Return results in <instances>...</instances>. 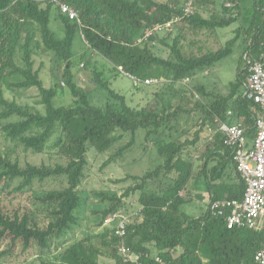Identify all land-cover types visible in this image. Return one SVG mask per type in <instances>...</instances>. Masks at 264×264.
Returning <instances> with one entry per match:
<instances>
[{
    "label": "trees",
    "instance_id": "16d2710c",
    "mask_svg": "<svg viewBox=\"0 0 264 264\" xmlns=\"http://www.w3.org/2000/svg\"><path fill=\"white\" fill-rule=\"evenodd\" d=\"M58 1L74 8L81 21L78 26L55 9L63 28L61 39L49 28L50 12L54 8L49 0H0V131L5 139L38 154L45 151L53 134L59 131L50 147L65 159L64 164L53 166L26 164L20 167L17 161L0 152V191L11 198L31 191L34 182L49 179L65 182L58 191L34 196L35 201L49 208V221L44 228L39 227L28 212H6L0 200V246L5 245L0 257L13 255L18 244L21 254L30 250L32 244L44 251L52 240L77 224L76 211L81 203L78 189L88 166V150L104 153L124 134L131 135L130 141L102 164L101 169H104L134 143L136 131L145 130V139L157 136L165 123L177 117V111L166 113L129 106L125 97L110 89L109 82L96 71L93 72L94 83L105 90L111 100L103 107L92 105L88 92L76 83L70 71L72 46L77 35H83L88 49L107 61L116 75H120L117 70L120 68L140 81L163 79L170 86L230 56L243 36L236 77L229 83V93L212 94L203 86L195 87V92L206 99L195 104V109L201 113L200 127L208 131L207 137L212 142V149L205 153L197 176L207 197L201 215L186 214L182 209L186 201L180 195L193 178V163L183 157V152L200 140V129L194 132L191 141L169 140L162 144L157 149V154L164 158L161 164L141 177L129 176L134 184L119 197L105 196L109 205L101 211L99 226L125 206L123 199L138 193V212L127 224L123 239L115 236L112 229L103 227L98 235L99 246L79 241L67 247L60 260L63 264H98V257L104 255L113 264H253L261 236L245 228L227 229L223 220L209 211V204L221 199L240 200L243 195L232 151L223 146L214 120L226 123L227 112H231L230 117H236V123L244 125L246 136L253 137L257 114L250 110L252 105L243 96L242 88L248 62L264 56V0H222L221 15L208 19L196 8L214 4L215 0H194L191 15L183 14L180 7L170 2L156 0ZM170 21L174 26H186L192 34L224 29L237 22L239 26L234 37L214 52L202 53L199 49L195 53L189 48L190 44L183 45L186 36L182 29L170 43L167 31L165 37L155 36L142 45L134 44L146 27ZM152 41L168 48L169 57L155 56ZM48 52L65 66L63 79L74 99L72 105L54 107L52 100L57 88H45L39 70L34 69L33 57ZM31 88L38 91V104L43 107V113L4 97V89ZM262 114L264 117V110ZM228 168L234 169L237 183L224 181ZM171 173L176 174L173 184L162 193L145 190L149 182ZM15 181L18 183L13 187ZM120 245L135 258L133 261H127L119 253Z\"/></svg>",
    "mask_w": 264,
    "mask_h": 264
},
{
    "label": "rangeland",
    "instance_id": "374dc122",
    "mask_svg": "<svg viewBox=\"0 0 264 264\" xmlns=\"http://www.w3.org/2000/svg\"><path fill=\"white\" fill-rule=\"evenodd\" d=\"M158 2H170L180 7L183 0H156ZM222 0H215V3H206L203 6H197V12L203 18H210L214 15H221ZM249 4V3H247ZM55 8L51 9L49 28L55 33L58 39L63 37V28L60 20L57 18ZM239 23H234L224 29H215L213 31H199L192 34L186 26H172L170 39L175 37L180 30L185 33L186 40L183 45L190 44L193 52L206 53L217 51L225 43L234 37L235 29ZM167 34L163 32L160 38ZM243 36L237 41L230 56L215 64L212 68L197 72L186 81L175 83L170 86L163 79L157 84L141 85L133 84L127 77L116 75L112 71V66L95 52L90 51L80 35L74 40L72 46L73 58L71 73L74 75L76 83L88 92L90 103L94 106L103 107L105 103L111 100L106 91L97 87L93 81V72L101 73L103 79L109 82V87L114 92L125 97L127 104L135 109L151 108L157 112L164 110L166 113L177 111V117L165 123L157 136L145 139V130L139 129L134 134V143L119 158H116L111 164L101 169L102 164L113 155L117 149L125 146L131 139L130 134H124L123 137L115 143L113 147L104 153H97L93 149L87 152L88 166L85 170L84 179L78 189L81 203L76 211L77 224L70 230L65 231L63 236L50 242L48 249L42 251L36 244H32L30 250L21 254L20 245L16 247L14 254L0 257V264H63L60 260L62 252L69 246L79 241L99 246L98 235L102 233L103 226H99L101 220V211L108 207L109 202L106 197L112 195L120 196L125 190L134 184L129 176L141 177L147 171L153 170L161 164L163 157L157 154V149L169 140H177L179 143L185 140L191 141L195 131L201 129L200 140L194 146H188L183 152V157L193 163L192 181L185 187L180 195L186 201L182 206L183 211L194 217H198L205 210L207 197L205 187L197 180L201 164L205 153L212 149V142L207 137V130L201 125V113L195 109L198 101H206L199 93L195 92L196 86H203L206 92L218 95H227L229 93V83L236 77V68L239 63V56L243 47ZM152 52L155 56L166 59L169 57V49L157 42ZM34 69L39 70V78L45 88L56 87L57 95L52 100L54 107L69 106L73 103V97L67 89L64 79V64L56 61L53 53H39L33 57ZM16 62H19L17 58ZM4 97L7 100H14L19 105H28L33 110L41 113L44 109L38 104L39 96L36 88L27 90L8 91L4 89ZM111 102V101H110ZM237 121L236 117H228L226 123L231 125ZM59 134L56 131L50 140L48 147L43 153H34L30 150H24L21 146L15 145L5 139L0 131V152L7 154L12 161H17L20 167L26 164L34 166L46 165L53 166L56 163H65V159L56 153V150L50 147ZM207 137V138H206ZM229 175V178L228 176ZM224 176L225 182L237 183L238 179L233 168L227 169ZM176 174L161 175L159 178L149 182L145 188L147 192L162 193L168 187H171ZM196 179V180H195ZM195 180V183H194ZM18 181L13 182V187ZM197 183V184H196ZM65 186L62 179H49L43 183L34 182L31 191L25 192L16 197H9L0 191V200L2 199L3 209L8 213L15 211L28 212L30 217L41 228H44L49 221V208L34 200V196H43L47 192L58 191ZM138 193L123 199L125 206L118 212L127 215H133L138 211ZM135 215L133 216V218ZM5 245L0 246V251ZM98 264H113V261L107 256H100Z\"/></svg>",
    "mask_w": 264,
    "mask_h": 264
},
{
    "label": "built area",
    "instance_id": "2783aa9c",
    "mask_svg": "<svg viewBox=\"0 0 264 264\" xmlns=\"http://www.w3.org/2000/svg\"><path fill=\"white\" fill-rule=\"evenodd\" d=\"M49 3L62 16L81 26L79 14L74 8L58 0H49ZM180 8L185 15L193 14L194 0H183ZM172 26L173 22L170 21L165 24H154L146 27L134 44L142 45L149 42L152 37L170 31ZM80 36L84 38L81 33ZM151 44L154 46L156 43L152 41ZM117 70L120 76L127 77L135 85H151L161 81V79L140 81L120 68ZM242 93L252 105L250 110L257 114L253 123V137L248 138L246 136L245 127L240 122L229 125L215 119L214 123L215 130L221 133L223 146L232 151L236 172L243 184V195L240 200L221 199L211 201L209 211L221 218L227 229L245 228L259 234L261 243L253 256V264H264V117L262 114L264 110V56L248 62L246 81L243 84ZM231 115V112H227L228 117ZM136 213L127 215L122 212H115L103 220L102 226L112 229L115 236L123 239L126 226ZM118 250L127 261L135 259L127 253L123 245H120Z\"/></svg>",
    "mask_w": 264,
    "mask_h": 264
}]
</instances>
